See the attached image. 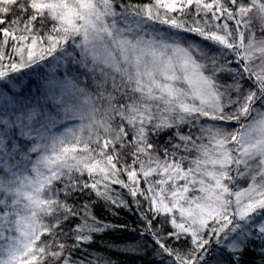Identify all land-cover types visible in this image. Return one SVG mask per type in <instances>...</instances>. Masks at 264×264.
<instances>
[{
	"label": "snow or ice",
	"instance_id": "6c2138e0",
	"mask_svg": "<svg viewBox=\"0 0 264 264\" xmlns=\"http://www.w3.org/2000/svg\"><path fill=\"white\" fill-rule=\"evenodd\" d=\"M97 202L159 264L264 260V0H0V264H85Z\"/></svg>",
	"mask_w": 264,
	"mask_h": 264
},
{
	"label": "trees",
	"instance_id": "16d2710c",
	"mask_svg": "<svg viewBox=\"0 0 264 264\" xmlns=\"http://www.w3.org/2000/svg\"><path fill=\"white\" fill-rule=\"evenodd\" d=\"M117 192L126 195L125 189L114 186ZM131 201L130 197H126ZM93 199H95L93 197ZM132 211L127 209L109 210L102 202H97L94 211L98 218L113 225H123L124 228L106 230L96 235L95 242L91 246H85L86 251L77 254V259H83L85 264H159V257L151 253L153 242L149 237H141V222L139 213L135 211L136 205L132 204ZM114 212L116 214H114ZM148 246L147 254L141 253L135 256L120 251L126 245ZM244 264H264L259 245L249 249L242 257Z\"/></svg>",
	"mask_w": 264,
	"mask_h": 264
}]
</instances>
